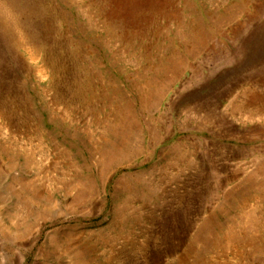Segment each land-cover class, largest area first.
<instances>
[{"label":"rangeland","instance_id":"obj_1","mask_svg":"<svg viewBox=\"0 0 264 264\" xmlns=\"http://www.w3.org/2000/svg\"><path fill=\"white\" fill-rule=\"evenodd\" d=\"M0 264H264V0H0Z\"/></svg>","mask_w":264,"mask_h":264}]
</instances>
